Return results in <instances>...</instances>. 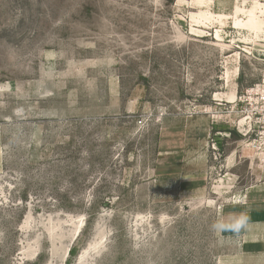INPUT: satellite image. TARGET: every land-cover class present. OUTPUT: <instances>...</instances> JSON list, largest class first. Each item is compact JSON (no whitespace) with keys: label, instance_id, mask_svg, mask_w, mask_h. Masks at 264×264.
Segmentation results:
<instances>
[{"label":"rangeland","instance_id":"1","mask_svg":"<svg viewBox=\"0 0 264 264\" xmlns=\"http://www.w3.org/2000/svg\"><path fill=\"white\" fill-rule=\"evenodd\" d=\"M253 15L264 0H0V264H264ZM173 127L194 178L158 169ZM245 211L249 235L225 223Z\"/></svg>","mask_w":264,"mask_h":264},{"label":"crops","instance_id":"2","mask_svg":"<svg viewBox=\"0 0 264 264\" xmlns=\"http://www.w3.org/2000/svg\"><path fill=\"white\" fill-rule=\"evenodd\" d=\"M183 131V127H173L169 129L165 134L162 135V140L160 141V150L158 158L160 159V163L157 165L158 169L161 170L162 173H176L177 175L181 173L182 179L183 178H194L197 174H195V170H188V167L190 165L189 162H187L188 158V150L186 147L180 144L179 141H174V139L170 140L166 135L170 132V134H179L180 131ZM176 142V143H175ZM180 178V179H181ZM193 187H195L199 181V179H193L192 181ZM199 185V184H198ZM252 201H257L258 199H255L256 196L259 195H251ZM263 196V195H261ZM258 198V197H257ZM253 204L251 201H245L240 205L238 208L243 209L244 206H247L248 204ZM249 207V206H248ZM253 212L245 211L243 212H236L235 214H232L228 219L226 218L225 223H228L227 226H233L235 230H245L247 235L251 234L248 233L250 229H248V225L250 224H257L259 222H262L259 219H256L253 217ZM252 228V227H251Z\"/></svg>","mask_w":264,"mask_h":264},{"label":"bare ground","instance_id":"3","mask_svg":"<svg viewBox=\"0 0 264 264\" xmlns=\"http://www.w3.org/2000/svg\"><path fill=\"white\" fill-rule=\"evenodd\" d=\"M209 17V16H208ZM207 17V18H208ZM237 21V20H236ZM262 23H264V19H260L258 17V15H253L252 18L249 19V24L251 25L252 29L255 30L256 32L260 31L261 28L260 26L262 25ZM238 24V22H237ZM248 25V24H247ZM250 27V28H251ZM235 76V75H234ZM216 95V94H215ZM218 96V95H216ZM216 98H220V97H216ZM245 119V118H244ZM233 187V186H232Z\"/></svg>","mask_w":264,"mask_h":264},{"label":"built area","instance_id":"4","mask_svg":"<svg viewBox=\"0 0 264 264\" xmlns=\"http://www.w3.org/2000/svg\"><path fill=\"white\" fill-rule=\"evenodd\" d=\"M251 118H252V116H251ZM252 120V119H251Z\"/></svg>","mask_w":264,"mask_h":264}]
</instances>
